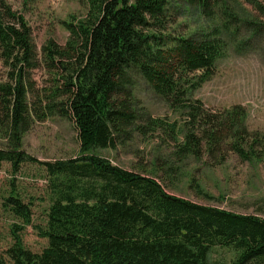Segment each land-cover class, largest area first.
<instances>
[{
	"label": "trees",
	"instance_id": "16d2710c",
	"mask_svg": "<svg viewBox=\"0 0 264 264\" xmlns=\"http://www.w3.org/2000/svg\"><path fill=\"white\" fill-rule=\"evenodd\" d=\"M88 5L84 19L63 23L69 33L65 47L54 41L43 47L51 64L74 62L63 65L71 68L60 113L73 119L81 153L43 163L52 192L43 233L49 244L34 254L15 234L7 252L13 264H264V215L176 196L168 178L188 159L210 167L224 165L230 154L251 164L264 161V132L249 130L244 106L215 113L192 100L232 49L264 34V0H88ZM193 12L198 25L187 22ZM0 50L10 66L34 67L32 29L6 0H0ZM21 75L14 87L0 84V131L11 144L0 148V170L9 162L16 174L32 160L21 149L31 119ZM138 76L184 116L181 125L140 113ZM155 133L157 150L168 158H159L153 168L125 170L97 153L117 149L133 135L146 140ZM164 145L171 151H161ZM191 179L196 197L213 199L197 177ZM7 203L23 223H31L30 208L18 195ZM215 249L230 251L231 259L212 261Z\"/></svg>",
	"mask_w": 264,
	"mask_h": 264
},
{
	"label": "rangeland",
	"instance_id": "374dc122",
	"mask_svg": "<svg viewBox=\"0 0 264 264\" xmlns=\"http://www.w3.org/2000/svg\"><path fill=\"white\" fill-rule=\"evenodd\" d=\"M6 1L16 14L25 17L36 46L34 67L26 62L10 66L2 60L0 50V84L14 87L21 73L20 80L28 92L27 105L31 115L30 130L23 135L21 149L32 160L23 163L17 174L9 162H4L0 170V263L13 264L7 252L15 243V234L34 254H41L49 244L43 233L48 225L52 192L43 163L75 159L81 153L73 119L60 113L67 99L64 78L71 68H64L63 65L74 62L51 64L45 58L43 47L49 41L65 47L69 33L63 23L84 19L89 5L88 0ZM181 21H186V18ZM187 22L198 25L197 14L193 12ZM136 80L135 93L140 113L147 112L154 118L166 119L170 123H183V115L171 110L140 76ZM192 100L202 101L207 109L215 113L242 105L248 112L249 130L264 132V34L257 35L238 51L232 49L226 58L219 61L215 75L193 92ZM0 127L4 129L2 124ZM157 136L158 133L151 134L144 140L139 135H133L131 140L117 149H102L97 153L125 170H140L143 166L153 168L159 158H168L165 157L168 152L157 150L161 143L153 138ZM8 140L0 131V148L10 146ZM164 150L171 151L166 145L161 151ZM191 175L197 177L205 190L213 195L212 200L196 197L194 189L189 186ZM168 178L169 191L176 196L239 214L264 215V202L261 201L264 199V161L251 164L230 154L224 165L210 167L205 161L188 159L182 163L178 175ZM12 195H18L30 208L29 225L23 223L8 206L7 198ZM231 257L232 253L226 249H215L211 254L212 261H227Z\"/></svg>",
	"mask_w": 264,
	"mask_h": 264
}]
</instances>
